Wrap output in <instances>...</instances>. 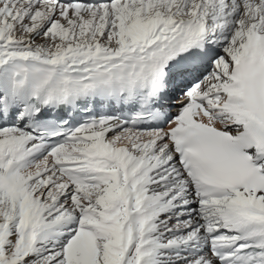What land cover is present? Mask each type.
<instances>
[{
  "label": "snow or ice",
  "instance_id": "1",
  "mask_svg": "<svg viewBox=\"0 0 264 264\" xmlns=\"http://www.w3.org/2000/svg\"><path fill=\"white\" fill-rule=\"evenodd\" d=\"M0 264H264V0H0Z\"/></svg>",
  "mask_w": 264,
  "mask_h": 264
}]
</instances>
